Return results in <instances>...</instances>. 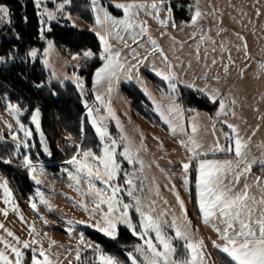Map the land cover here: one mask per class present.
<instances>
[{"label":"rangeland","instance_id":"rangeland-1","mask_svg":"<svg viewBox=\"0 0 264 264\" xmlns=\"http://www.w3.org/2000/svg\"><path fill=\"white\" fill-rule=\"evenodd\" d=\"M62 2L63 0H41L42 6L37 9L39 10L41 22L40 38L45 42V47L43 50H40L39 47L35 46L30 49L29 53L32 50L37 51L36 58L41 57L40 59L44 68L50 72L51 82H71L77 87L76 78L79 77L83 87L77 88L82 96H85L88 92L86 74L81 75L72 69H79L86 58L80 56L78 59H73V56L70 57L65 53L63 47L58 46L53 39H48L45 36V27L43 23L64 18L61 12H64V8L70 5V3L65 4L63 11H58V5ZM102 2L103 6L107 8L110 0H102ZM119 2H127V0H119ZM144 2L151 3V0H144ZM50 3H53V7H49ZM168 3L172 7L174 6L178 9L181 7V0H168ZM197 5L205 15L198 20L196 25H192L191 17ZM45 8H47L49 12L55 13L56 18L49 20L46 13L41 15ZM183 8L185 9L186 15L190 16V18L176 21L172 14V20H174L177 25L176 27L172 26V20H169L167 27H163L156 19H153L151 15H146L143 11L140 12L138 20L147 22L149 35L157 41L158 46L164 50L172 64L179 65L182 62L186 66L189 62L192 63L191 70L182 71L180 67L174 69L179 77L177 85L181 84L186 86L188 84H194L196 88H203L207 85L212 89L219 90L225 96L235 99L237 104L234 108L236 113L235 116H232L231 113L228 116H217L216 114L219 111L218 106L213 113H208L203 109H191L194 111H188L189 109L182 106L185 112L179 122L183 124L185 129L190 133L191 120L195 117L199 126L196 140L204 146L205 150H208L209 146L217 140L221 146H226L224 133L218 126V123L227 128V125L222 123V121H228L238 126L240 135L244 137L245 140H249V137L251 138L245 149L248 153L247 159L249 161H254L251 167L264 163V68L261 67L264 65V0H184ZM110 9L108 8V11L113 16L123 18L122 12L114 10L113 8ZM149 11H151V9H149ZM91 13V22L73 14H66L65 17L70 20L71 26L79 28L87 27L96 35V32L102 31V28L96 24L97 13L93 11L92 4ZM257 13H259V15ZM160 18L168 20L167 11H161ZM11 22V16L8 20L0 19V30L5 26H9ZM42 29H44L43 32L41 31ZM218 30L220 33L219 35H217ZM136 32H139L138 27L129 29L128 32L125 33L121 26V35L125 36L130 47L134 48L135 52L139 53L141 57L148 56V60L138 65V72L133 69L130 74L131 78H129V74L126 71H118L116 77L113 78L111 82L105 79L97 84L95 73L104 66L105 61L102 60L92 75L89 89L93 95L92 103L84 100V104L87 103V105L93 109L90 114L86 108L88 122L95 131L96 127L93 125L94 120L96 121V126H103L106 129L107 134L103 141H101L99 134L96 132L102 145L101 155L103 154V147L105 144H111V140L113 139L117 141L115 146V158L121 166V172L115 183L127 188L128 185L124 183L126 179L125 173H128L129 178H132L135 183H139V181L135 179L137 175L146 177L144 180L146 186L145 191L150 193L151 199L157 201V211L161 208L170 209L168 216L169 220L173 213L180 217L181 220L183 219L184 214L181 212L179 203L177 202L178 194L180 200L184 202L187 219L192 222L190 238L193 241H203L205 251L209 257L207 264H223L219 258L218 252L220 251L214 248L212 243L213 241L222 243V241H220L218 234L213 230L211 225H205L203 223L200 216L196 183L199 174L198 166L200 160H233V163H235V158H211L209 156L230 152L208 151L207 156L201 155L190 161V168L186 174L188 184L185 185L183 183L182 178L185 176V173L182 169V163L189 162L188 158L192 156L193 153L188 152L180 144L181 138H187L183 137L179 132L174 135L169 125L164 122V119L156 110V103L165 106L169 104L170 101L167 97L173 95L171 90L163 92L156 88L148 74L151 73L161 79V77L155 74L153 69L165 73L168 72L169 69L166 64L162 62L158 53L151 52L152 46L148 43V35L138 38L141 42V46L139 47L131 41L130 34ZM202 34L205 36L204 42L200 41ZM237 34L244 37V41L247 43L246 49L243 47L244 41L239 40ZM213 40L216 42L215 45L211 43ZM222 41L225 42L226 50L224 51L220 49ZM49 42L52 44L51 49L48 48ZM110 43L113 45L114 49L122 52L120 57L122 63H125L126 66L137 64V61L133 59L134 53H132L129 48H126L124 44L114 39H110ZM197 44L201 45L200 53L202 58L205 54V49H208L207 61L201 59V61L197 63L194 53ZM213 47L216 48L215 52L211 51ZM29 53L27 59L34 61L36 58L33 59ZM229 55L234 63L229 62ZM177 57L179 59H177ZM212 57L217 59V65L212 68L208 74L215 75L219 73V81H206L204 79V64H211ZM6 60L12 61L13 56L0 58V64L5 63ZM45 61H47V63H45ZM221 62L229 64V72L227 75L223 72ZM130 84L139 87L144 94V88L147 89L150 96L146 94L145 96L153 105L154 111L159 116L163 126L148 123L144 118L132 110L130 100L124 90V86ZM109 86H111L112 89L110 93L108 92ZM191 89L195 90V88ZM97 95L102 97L103 104L96 99ZM174 98L176 99L175 94ZM153 100H155V103ZM16 107L19 108L18 106ZM97 108L100 109L99 113L96 111ZM109 109H111V113ZM37 110L39 109H36L32 115H34ZM23 115L24 111L22 109H20L19 113L12 114L8 105L6 108L0 106V144L12 143L20 148L25 147L24 143L26 142L28 144L32 139L33 133L31 137H25L24 132L20 128V124H23L25 129L32 132L30 126L22 121ZM18 119L20 124L17 123ZM116 119L120 121V127L117 126ZM39 122L40 131L43 133L40 110ZM30 123L33 125L34 131L41 142L43 151L47 153L48 145L44 133L42 141L40 133L36 131L35 124L31 119ZM176 123L177 121H172L173 125ZM9 125H11L10 128ZM228 130L229 134H231V130ZM213 131H215V135H213ZM253 131H255V135H253ZM62 134L65 137L67 136L64 132H62ZM62 134L61 136H63ZM60 142L62 143L61 146L63 145L62 149L64 152L66 150L64 146L66 141L60 140ZM81 144V142H78L76 145H79L81 148ZM127 145H131L134 155L138 156L139 159L143 161L142 170L139 163L129 164L123 155H121L124 147ZM45 147L47 151H45ZM137 149L139 150L137 151ZM75 151H77V149ZM196 151H200V149ZM75 153L76 152H74V154ZM78 159L83 160V157H78ZM30 160L32 165L36 168L35 173L31 172L29 169L31 179L33 180L32 177L35 175L37 178L41 179L42 183L36 185L33 180L34 191L30 196V205L27 210L20 207L9 184L8 186L12 192V198L8 204L4 203L5 196L3 189H0V224H3L6 229L12 231L21 240H32L35 238L39 243L34 245V247L38 248L42 246L45 250H49L51 244L50 257L53 260V264H69V262H71V264H80V261H77L75 258L77 247L81 249L82 253L88 249H97L98 245L85 230L97 231L95 227H88L87 225L94 223L95 220H99L100 217L96 216L94 219H89V214L77 206L80 203H85L89 210L95 207L92 203V197H85L83 195V193L88 191L89 185L84 181L77 184L75 180L69 178V172L73 175L78 174L76 173L75 167L66 163V161L62 162L57 169H50L43 164L36 163L31 158ZM239 167L242 169L244 164H240ZM257 177L258 176L253 174L252 171L241 176L239 184L235 186L236 190L242 189L244 184L247 183L252 186L250 194L259 199L261 193L255 186ZM5 179V175L0 171V183H3ZM93 183L97 189L104 187L100 181L94 180ZM193 186L195 188L197 209H195L191 203V191ZM157 188L159 190L158 195ZM77 189L80 191H77ZM38 192L43 193L47 205L40 203ZM118 195L123 198L124 202H132L131 198L128 197L126 193L121 192L118 193ZM137 195L141 194L137 193ZM164 201H167V203L165 204ZM32 203H36L37 211H33L31 207ZM103 207L106 208L107 206L104 205ZM4 210H7V216L3 215ZM96 211L99 213L100 209H96ZM145 211H147V209H145ZM116 215H120L119 211ZM129 215L132 219V223L139 225L140 217L133 209H129ZM21 216L23 217V221L20 219ZM41 217H43V219H41ZM45 221H47V223H45ZM68 221H72L73 224H68ZM30 225H34L39 233L38 236L34 237L29 235ZM217 226L223 227L221 224H217ZM69 227L72 228L70 235L66 231ZM120 227L126 228L131 232L130 229L121 223L118 224L117 235ZM165 231L170 237L175 235L170 228H166ZM45 233L47 235H45ZM81 234H83L84 237V244H80ZM151 235L154 236V233ZM0 236L6 237V233L3 229H0ZM7 239L10 240L11 238ZM53 241L55 242L54 244L52 243ZM174 241L175 240H173V243ZM137 245L143 246V241L139 239V242L134 245L133 249ZM2 248L3 245H0V249ZM24 251L27 254L26 258L30 260L31 253L28 252V250ZM103 253L109 255L105 252Z\"/></svg>","mask_w":264,"mask_h":264},{"label":"snow or ice","instance_id":"snow-or-ice-1","mask_svg":"<svg viewBox=\"0 0 264 264\" xmlns=\"http://www.w3.org/2000/svg\"><path fill=\"white\" fill-rule=\"evenodd\" d=\"M71 0H63L58 5L57 10L63 11L65 4L70 3ZM36 8H41V0H34ZM92 9L97 13L96 24L102 28V31H97L96 36L99 38L101 45V51L99 53V59L104 60L105 64L96 73V83L108 79L110 82L116 77L118 71H126L131 78V72L135 69L139 71L138 65L143 64L148 60V56L141 57L139 53L135 52L134 48H131L128 44L125 36L121 35L122 30L127 33L129 29L134 27L139 28V32L131 33V41L137 46H141L140 39L145 35H148V43H150L151 52L158 53L162 62L166 64L169 71L162 72L153 69L155 74L163 81L167 82L168 88L171 90L172 96L167 97L169 99L168 105H161L156 103V110L159 112L164 122L169 125L171 132L175 135L178 132L182 134L180 144L188 152H192L193 155L189 156V162L182 163V169L185 176L182 178L185 185L188 184L187 172L190 168V161L198 156H207L208 151H221L231 152L234 155L235 163L233 160H200L198 166V176L196 188L198 192V206L199 213L202 221L205 225H211L213 230L218 234L222 243L213 241V247L220 252L226 254L232 264H264V176L256 178L255 186L260 190V198L250 194L251 185L245 183L243 188L236 190V185L239 184L241 176L249 173L251 165L254 161L247 159L248 153L245 151L249 140H245L240 135L238 126L229 123L228 121H222L227 125V128L231 130V134L224 133L225 139L229 141L227 146H221L219 141H215L208 150L204 149V146L196 140V134L199 131V126L195 117L191 120V132L189 133L183 124L179 121L184 115L185 109L174 98V94L177 93V83L179 81L178 74L174 71L176 67H180L182 71L192 69V63L189 62L186 66L181 62L179 65H174L169 61L168 56L164 50L160 48L157 41L151 37L148 33V26L146 21H139L138 16L141 11L146 15H151L153 19H156L158 23L163 27H167L169 20H172L173 7L168 3V0H151V3H146L144 0H127V2H119V0H110L107 8L103 6L102 0H91ZM108 8L122 12L123 18H117L113 16ZM151 9V11H149ZM167 11L168 20L160 18V12ZM47 14L49 20L55 19V13L49 12L47 8L43 10V14ZM214 14V13H213ZM259 15V13H257ZM205 15L199 9L198 5L195 8L194 14L191 17V24L196 25L198 20ZM10 17V11L6 6H0V19L8 20ZM70 18V17H69ZM10 22V21H9ZM222 22V21H221ZM172 26L176 27L174 20H172ZM50 31V29H48ZM42 32L44 29L41 30ZM219 30L217 35H219ZM237 38L244 41V37L237 34ZM110 39H114L122 44L126 48L134 53L133 59L137 61V64L125 65L120 61L122 52L113 48L110 43ZM210 39V38H208ZM200 41H205V36L202 34ZM215 45V41H211ZM200 44H197L194 53L197 63L203 59L208 60V49H205L203 58L200 53ZM243 47L247 48V43L244 41ZM48 48H52V44L49 42ZM221 51L226 50L225 42L220 44ZM212 52L216 51V48L211 49ZM151 54V53H150ZM29 55L35 59L37 57V51L32 50ZM96 54L91 49H84L81 53L73 56V59H78L80 56L91 59ZM177 59H179L177 57ZM229 62L234 63L229 55ZM47 63V61H45ZM217 65V59L212 57L211 64H204V79L220 80L219 73L215 75H209L208 73ZM221 67L225 75L229 72V64L221 62ZM264 68V65L261 66ZM142 83V82H141ZM76 84L78 88H82L83 84L80 82L79 77L76 78ZM189 88H195L197 92L203 93V95L213 104L218 106L219 111L217 116H228L230 113L235 116V105L237 101L231 99L221 93L219 90L212 89L207 85L203 88H196L194 84L186 85ZM111 86L108 88V92H111ZM145 94H150L147 89L144 88ZM96 99L103 104L101 96L97 95ZM155 103V100H153ZM85 107L91 114L93 109L85 103ZM8 108L12 114H17L20 109L14 105L8 104ZM99 113L100 109H96ZM188 111H194L189 109ZM111 113V109H109ZM113 118L115 119L114 115ZM32 122L35 124L36 131L40 133L41 140L43 141V133L40 131L39 122V110L36 111L31 117ZM175 120L177 123L172 124ZM17 123L20 124L19 119ZM116 124L120 127V121L116 119ZM93 125L96 127V132L99 134L101 141L104 140L106 129L103 126H96V121H93ZM11 125H9V128ZM21 130L24 132L25 137H31L32 132L25 129L23 124H20ZM215 135V131H213ZM255 135V131H253ZM15 139V137H14ZM117 141L111 140V144H105L103 147V154L97 156L90 148L81 149L79 145H76V153L66 161V163L72 165L76 169L78 175H73L69 172V178L75 180L77 184L84 181L89 185L88 191L83 193L85 197H92V203L94 208L89 210L85 203H80L77 206L83 209L89 214V219H94L99 216V220H95L94 223L88 224V227H95L97 231H100L106 237L113 239L117 236L118 224L123 223L128 229L131 230L132 235L137 236L143 241V246L137 245L133 252L127 253L128 264H207L208 255L205 251V246L202 240L193 241L191 236L192 222L187 219V212L184 206V202L180 200L177 194V202L181 212L184 214L181 220L175 213L171 215V219H168L170 209L161 208L157 211V201L151 199L150 193L145 191L144 180L146 177L136 176L135 179L139 183H135L132 178H129V174L125 173L126 179L124 183L128 185L127 188L122 187L120 184L115 183L118 179V175L121 172V166L116 160V146ZM25 147L28 144L24 143ZM19 147V146H18ZM200 149V151H196ZM139 149H137L138 151ZM45 151L47 148L45 147ZM50 154V153H49ZM129 164L139 163L141 170L143 169V161L138 156L134 155L131 145L124 147L121 153ZM83 157V160L78 159ZM98 161V162H97ZM4 163H10L9 160H4ZM23 163L27 166L31 172L35 173L36 168L32 165L30 158L26 155ZM240 164H244V167L240 169ZM95 168V171H94ZM239 169V170H237ZM36 185L42 183L41 179L37 176L32 177ZM246 179V177H245ZM100 181L104 187L95 188L93 181ZM174 187V186H173ZM0 189H3L5 196L4 203L8 204L12 198V192L8 186V181L5 179L3 183H0ZM77 191H80L77 189ZM124 192L131 198L132 202H124L123 198L118 193ZM140 193L141 195H137ZM40 196V203L47 205V201L44 199L43 193H37ZM159 190L157 188V195ZM166 204L167 201H164ZM107 207L104 208L103 206ZM31 207L33 211H37L36 203H32ZM96 209H100L97 213ZM129 209H133L140 217L139 225L133 224L129 215ZM147 209V211H145ZM119 211L120 215H116ZM3 215L7 216V210L3 211ZM23 221V217H20ZM43 219V217H41ZM102 221V222H101ZM47 223V221H45ZM68 224H73L72 221H68ZM83 223V222H80ZM217 224L223 225L218 227ZM166 228H170L175 233L174 236H169L165 231ZM0 229L6 233L7 238L0 236V245L3 248L0 249V264H53V260L50 257V248L45 250L42 246L34 247L39 241L35 238L32 240H21L12 231L6 229L3 224H0ZM66 231L71 234L72 228L69 227ZM154 233V236L151 234ZM29 235L38 236L39 233L35 229L34 225L29 226ZM45 235H47L45 233ZM173 240H180L183 242V246L188 255H177V248L173 243ZM55 243L54 241L52 242ZM83 234L80 236V244H84ZM24 250H28L31 253L30 260L26 258L27 254ZM81 249L77 247L76 260L80 261ZM96 254L99 258V264H123V262L111 255H105L97 245ZM71 264V262H69ZM86 264V262H81ZM95 264V261H93Z\"/></svg>","mask_w":264,"mask_h":264},{"label":"trees","instance_id":"trees-1","mask_svg":"<svg viewBox=\"0 0 264 264\" xmlns=\"http://www.w3.org/2000/svg\"><path fill=\"white\" fill-rule=\"evenodd\" d=\"M52 4L50 3L49 7H53ZM0 5L8 7L12 20L9 26L0 30V58L13 56L12 61L6 60L5 63L0 64V106L6 108L8 104H12L22 109L24 111L22 121L30 126L33 133L28 147L18 148L12 143L0 144V171L5 175L20 207L27 210L30 196L34 191V183L29 168L23 163L26 155L50 169H57L62 162L69 160L76 152L75 146L78 142L82 143V149L90 148L97 156L101 155L102 145L96 131L88 122L84 104V100L92 103L93 95L89 89L93 72L102 62L99 59L101 46L97 36L89 28L71 26L70 20L65 17L66 14H73L91 22V0H71L70 5L64 8L65 13L61 12L64 18L43 23L46 38L53 39L58 46L63 47L68 56L81 53L84 49H91L96 54L95 57L86 59L79 69H72L81 75L86 74L88 92L82 96L71 82H51L50 72L44 68L41 57L34 61L27 59L31 48L37 46L43 50L45 47V42L40 38V15L34 0H0ZM183 5L184 0H181L179 9L173 6L172 14L176 21L190 18L186 15ZM148 74L156 88L163 92L170 90L165 81L151 73ZM124 90L135 113L150 124L162 125L153 105L139 87L130 84L124 86ZM175 96L177 102L186 109H203L208 113H213L217 109V105L211 103L202 93L181 84L177 85ZM36 109L41 111L42 130L48 145L47 153L43 151L41 142L30 123ZM218 126L223 133H229L225 126L220 123ZM62 132L67 136L65 137ZM60 140L66 141L64 152ZM225 141L227 146L229 141L226 139ZM209 157L232 158L234 155L230 152ZM4 160H9L10 163H4ZM251 170L258 177L264 176V163L252 167ZM191 198L192 205L197 209L194 186ZM85 232L103 252L116 257L123 264H128L127 253L132 252L134 245L139 242L137 237L123 227L119 228L115 239L107 238L98 231L85 230ZM174 245L178 256L188 255L182 241L175 240ZM96 250L83 251L80 264L81 262L93 264V261L99 264ZM218 253L221 263L232 264L225 254Z\"/></svg>","mask_w":264,"mask_h":264},{"label":"crops","instance_id":"crops-1","mask_svg":"<svg viewBox=\"0 0 264 264\" xmlns=\"http://www.w3.org/2000/svg\"><path fill=\"white\" fill-rule=\"evenodd\" d=\"M252 168V167H251ZM250 171H252V170H250ZM253 173V172H252ZM254 174V173H253ZM257 176V175H256Z\"/></svg>","mask_w":264,"mask_h":264}]
</instances>
